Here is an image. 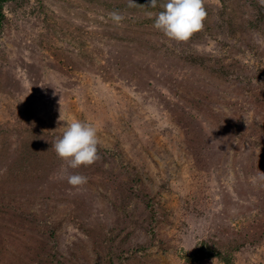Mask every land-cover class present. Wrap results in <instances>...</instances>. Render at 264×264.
<instances>
[{"label": "rangeland", "instance_id": "374dc122", "mask_svg": "<svg viewBox=\"0 0 264 264\" xmlns=\"http://www.w3.org/2000/svg\"><path fill=\"white\" fill-rule=\"evenodd\" d=\"M162 2L6 3L0 264H264V7L203 0L177 42ZM63 120L97 128L94 163L58 157Z\"/></svg>", "mask_w": 264, "mask_h": 264}, {"label": "clouds", "instance_id": "9594fccd", "mask_svg": "<svg viewBox=\"0 0 264 264\" xmlns=\"http://www.w3.org/2000/svg\"><path fill=\"white\" fill-rule=\"evenodd\" d=\"M157 3L158 0H148L149 7L153 9L157 7ZM258 3L264 7V0H258ZM136 5V0H128V7ZM160 7L162 10L155 14L153 26L169 40L177 42L187 41L195 32L200 31L207 17L203 0H163ZM152 16L150 12L149 17ZM109 17L116 25L125 19L117 11L109 13ZM63 121L66 123L62 126V135L52 144L58 157L65 160L71 169L94 163L98 159L100 146L97 128L79 120ZM66 179L74 187L87 181L80 174H69ZM260 179H264V175Z\"/></svg>", "mask_w": 264, "mask_h": 264}, {"label": "trees", "instance_id": "16d2710c", "mask_svg": "<svg viewBox=\"0 0 264 264\" xmlns=\"http://www.w3.org/2000/svg\"><path fill=\"white\" fill-rule=\"evenodd\" d=\"M16 1V0H0V29L2 28L4 19H5V5L7 2Z\"/></svg>", "mask_w": 264, "mask_h": 264}]
</instances>
